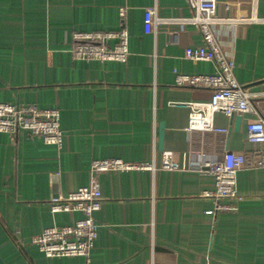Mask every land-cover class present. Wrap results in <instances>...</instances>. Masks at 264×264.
Returning a JSON list of instances; mask_svg holds the SVG:
<instances>
[{
    "label": "crops",
    "instance_id": "1",
    "mask_svg": "<svg viewBox=\"0 0 264 264\" xmlns=\"http://www.w3.org/2000/svg\"><path fill=\"white\" fill-rule=\"evenodd\" d=\"M225 1L218 14L226 13ZM237 1L264 17V0ZM147 7L163 18L192 13L187 0H0V101L58 108L63 131L60 146L24 129L0 131L6 264H264V165L253 155L260 145L245 137L247 122L264 118V21L236 41L231 26L216 27L256 112L215 113L226 132L189 130L186 102L206 100L211 91L176 84V71L214 73L216 61L185 57V48L204 45L193 23L165 21L147 31ZM120 28L128 34L124 61L73 56L74 31ZM164 150L178 168L160 166ZM225 150L243 153L245 163L236 172V198L222 200L232 208L214 210V198L203 194L214 178L198 165ZM111 157L153 162L154 169L96 173L102 201L93 214V246L87 255L45 256L31 236L81 215L52 211L51 198L87 184L92 160Z\"/></svg>",
    "mask_w": 264,
    "mask_h": 264
},
{
    "label": "built area",
    "instance_id": "2",
    "mask_svg": "<svg viewBox=\"0 0 264 264\" xmlns=\"http://www.w3.org/2000/svg\"><path fill=\"white\" fill-rule=\"evenodd\" d=\"M192 13L186 17L163 18L155 7L145 8L143 25L147 31L156 24L175 20L180 24L190 22L199 28L204 45L185 48V57L191 60H214L217 70L214 73L187 74L176 71L175 83L208 88L211 94L206 100L186 102L189 130H209L226 132L225 127L214 123L215 113L232 116L235 113L256 112L251 94L238 82L233 73L234 62L226 55L219 42L216 27L231 26V39L236 41L246 36L247 27L264 17L248 12L237 0L224 2L225 14H218L219 0H187ZM120 14H123L121 10ZM173 40L176 30H169ZM72 54L75 58L86 60L124 61L128 53V34L125 28L118 30L74 31L72 33ZM115 39V43L110 41ZM24 129L42 137L46 143L61 145L63 131L59 123V110L55 107H38L35 104H19L0 101V131L14 134ZM245 137L260 147L253 151L256 165H264V118L257 116L246 124ZM245 163L241 152L225 150L220 156L204 159L198 170L210 173L214 178V188L203 192L214 198V210H229L232 204L222 201L234 199L236 172ZM160 166L164 169H176L178 161L170 150L162 152ZM128 169H154V163L148 161H129L119 157L96 158L90 165L91 179L65 197L51 198L52 211H78L80 217L62 225H51L31 236L30 242L36 244L47 257L87 255L97 236L98 222L93 214L102 201L101 190L96 173L102 171H122Z\"/></svg>",
    "mask_w": 264,
    "mask_h": 264
},
{
    "label": "water",
    "instance_id": "3",
    "mask_svg": "<svg viewBox=\"0 0 264 264\" xmlns=\"http://www.w3.org/2000/svg\"><path fill=\"white\" fill-rule=\"evenodd\" d=\"M238 120H239V117H236V124H237ZM162 135H163V132H162V128H161L160 131H159V143L160 144L162 142ZM0 264H6L1 256H0Z\"/></svg>",
    "mask_w": 264,
    "mask_h": 264
}]
</instances>
